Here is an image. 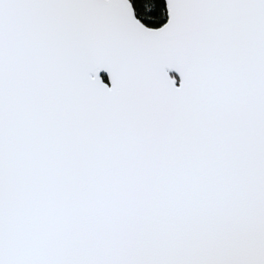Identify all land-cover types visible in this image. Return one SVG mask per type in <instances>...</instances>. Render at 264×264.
I'll use <instances>...</instances> for the list:
<instances>
[{"label":"snow or ice","instance_id":"6c2138e0","mask_svg":"<svg viewBox=\"0 0 264 264\" xmlns=\"http://www.w3.org/2000/svg\"><path fill=\"white\" fill-rule=\"evenodd\" d=\"M0 264H264V0H0Z\"/></svg>","mask_w":264,"mask_h":264}]
</instances>
